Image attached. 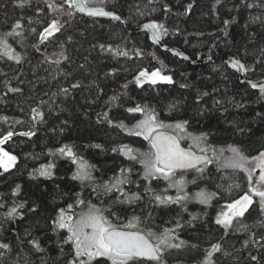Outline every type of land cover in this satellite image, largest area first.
Wrapping results in <instances>:
<instances>
[{
	"label": "trees",
	"instance_id": "obj_1",
	"mask_svg": "<svg viewBox=\"0 0 264 264\" xmlns=\"http://www.w3.org/2000/svg\"><path fill=\"white\" fill-rule=\"evenodd\" d=\"M89 6L103 7L121 19L81 15L65 0H0V38L7 41L11 55L20 57L19 62L9 59L0 45V117H8L6 123L0 120V136L15 133L3 147L17 156L16 166L0 175V243L10 245V250L0 249V264H68V233L54 221L60 209L72 216L86 210L76 203L77 194L110 210L113 215L104 214L115 223L125 224L135 215L141 217L142 230L175 229L179 239L174 243L184 244L166 251L167 264H202L209 252L213 264H264V211L258 197L228 229L216 224L225 206L248 189L245 172L220 166L232 156L228 149L236 147L249 159L264 151V94L242 83L227 63L230 58L242 63L248 81L264 80V0H96ZM53 20L60 21V31L42 40L41 33ZM17 22L20 28H15ZM152 22L168 30L162 46L178 50L189 62L139 30ZM210 58L212 62L202 63ZM157 69L173 83H135L140 71ZM114 96L119 99L112 101ZM137 104L154 109L165 124L187 121L189 133H206L210 156L212 149L217 155L223 150L219 164L212 157L203 174L177 173L176 179L182 175L188 184L189 200L183 207L158 206L145 187L173 197L177 192L163 179L145 181L138 160L112 151L124 145L134 154L150 150L147 141L127 131L144 118L127 112ZM32 109L43 113L42 121L32 119ZM105 112L112 124L103 119ZM121 122L126 129L117 126ZM27 131L36 134L19 135ZM182 141L187 147L192 143ZM64 145L93 166V182L73 180L77 165L49 154ZM48 163L56 165L53 176H39L36 170ZM122 168L131 169L132 182L124 191L143 197L131 205L114 203L117 192H93ZM17 185L20 190L14 195ZM201 190L215 193L209 204L195 199ZM21 203L18 215H6ZM177 220L182 227H176ZM31 241L38 242L40 250ZM213 245H219V251Z\"/></svg>",
	"mask_w": 264,
	"mask_h": 264
},
{
	"label": "snow or ice",
	"instance_id": "obj_2",
	"mask_svg": "<svg viewBox=\"0 0 264 264\" xmlns=\"http://www.w3.org/2000/svg\"><path fill=\"white\" fill-rule=\"evenodd\" d=\"M65 2L68 4L69 9H75L89 16L111 17L114 20L121 19L119 15H116L112 11H105L103 7H90L89 5L95 3L96 0H65ZM99 2L103 3L104 0H99ZM188 7L191 8V5ZM248 7H252V5H248ZM67 14L71 16L72 12L69 11ZM227 23L225 21L226 25ZM20 27V23L17 22L15 28ZM61 27L62 25L59 20H53L41 33L42 40H46L49 36L59 32ZM143 27L152 31L154 42H159L161 37L166 35L168 31L162 23L158 24L156 22L145 24ZM13 34L14 32L7 35ZM0 45H3L5 48V54L9 56V59H15L19 62L20 57L13 56L8 51L10 46L5 39L0 38ZM103 47L101 45V48ZM117 54L128 55L127 52H118ZM184 58L187 59V57ZM235 65H239V70L244 69V65L240 64L239 61L234 62ZM145 81L151 85H155L158 82L173 83L172 77L163 75L159 69L151 73L146 70L140 71L139 75L135 77V83L138 86H143ZM72 87L76 88L79 85L73 84ZM125 87L127 86L125 85ZM252 87L256 88L257 85L253 84ZM9 91L19 92L21 90L19 88H9ZM63 91L67 93L68 89H63ZM260 92L264 94V85L260 86ZM110 99L116 101L119 98L114 96ZM169 107L171 109L174 105H170ZM32 112L35 113L32 117L34 121L38 117L41 121L43 120L42 112L37 111V109H32ZM127 112L141 113L143 115L144 118L139 120L132 129H127V131L129 135L143 137L145 141H148L150 150L146 153L137 152L134 154L132 148L124 145L120 149L113 148L112 151H119L132 161L138 160L143 166V179L145 181L163 179L168 182V188L176 189L177 195L173 197L156 193L151 188L145 187V193L152 192V200L158 206L179 204L183 207L189 200V197L184 192L186 181L182 175L180 179H176L177 170H195L203 174L205 168L200 167V165L206 166L213 163L212 157H215L216 162L219 164L223 150L217 155L216 150L212 149V156H209L206 133L200 135L189 133L187 121L165 124L158 118L155 110L148 108L147 105L141 106L137 104L134 107H129ZM103 119L112 124L108 113L105 112L103 114ZM0 120L6 123L8 117H0ZM17 123H20V121H17ZM117 126L122 129L127 128L123 122ZM14 134L10 130L0 136V170H2L0 171V175L9 172L17 164V156L3 147V145L12 139ZM35 134L34 131L19 133V135L26 137H32ZM184 139L192 141L188 148L181 146V140ZM94 147L100 148L101 146L95 145ZM193 147L197 148L200 154L194 152L192 150ZM228 150L232 153V156L225 158L220 166L245 172L247 174L248 189L238 199L227 205L228 212L221 213V217L217 218L216 224L221 225L224 229L231 227L235 218L244 217L245 213L249 211V208L255 202L254 197L259 198L260 209L264 211V152H260L258 156L249 159L236 147H230ZM49 154L70 158L71 162L77 165V169L72 176L73 180L80 181L82 184L94 181V177L92 176L93 166L88 165L84 162L83 158L78 157L73 147L64 145L54 152L49 150ZM55 167L54 163H48L41 165L36 172H38L39 176L51 178ZM256 169L259 170V175L258 178L254 179ZM130 172L131 169L122 168L120 175L103 185L93 187V192H96L97 188L102 189L105 195L117 192L119 195L116 197L114 203L119 204L126 203L131 205L140 201L143 198L141 194L135 192L129 194L124 191L123 186L132 182L128 175ZM19 190L20 186L17 185L13 194L15 195ZM166 191L167 189H165ZM214 196L215 193L201 190L195 194V199L201 204H209ZM76 203L86 207V211H81L76 216H72L66 214L65 209H60L54 221L57 228L64 229L68 233L64 241L72 246V259L68 264H94V262L95 264H104L105 261L110 262V264H167V260L165 259L166 251L173 248L179 249L184 244L183 240H180L179 243H174V241L179 239L175 234V229H164L159 233L153 231L151 228H148L147 231L142 230L140 228V224L142 223L141 217L135 215L125 224L115 223L104 214L105 211H109V215H113L110 210L102 209L95 204L86 202L80 198V194H77ZM67 207L68 210H71L73 205L69 204ZM18 208H24V204L21 203L12 207L6 215L10 218L18 215ZM32 211H35V209H32ZM193 218L195 219V217ZM119 219L117 216L116 220ZM176 227H182L178 220ZM31 243H33L37 250H40L38 242L31 241ZM212 247L215 251H219V245H213ZM0 249L10 250V245L0 243ZM211 255L212 253L209 252L207 257L202 261V264H213L210 259ZM252 259L255 260L256 257L253 256Z\"/></svg>",
	"mask_w": 264,
	"mask_h": 264
},
{
	"label": "water",
	"instance_id": "obj_3",
	"mask_svg": "<svg viewBox=\"0 0 264 264\" xmlns=\"http://www.w3.org/2000/svg\"><path fill=\"white\" fill-rule=\"evenodd\" d=\"M104 10H105V11H108V10H106L105 8H104ZM75 11L78 12L79 14H81V15L89 16V15H87L86 13L79 12V11H77V10H75ZM116 15H117V14H116ZM90 17H93V16H90ZM95 18H97V17H95ZM99 18H108V19H112L111 17H103V16H99ZM144 25H145V24H144ZM144 25H143V26H144ZM143 26H141V27L139 28V30H140V31H148V33H149V35H150V37H151L152 42H153L154 44H156V45H161V46H162L161 39L159 40V42H154L153 39H152V31L149 30V29H145ZM162 49H163V50H169L171 53H173V54H175V55H179L182 59H184V60L187 61V62L190 61L189 58H188L186 55L180 53V52H179L178 50H176V49H168V48H167L166 46H164V45L162 46ZM184 57H187V59H185ZM212 61H213V59L210 58V59H207L206 61H204V62H202V63H209V62H212ZM236 61H237V60H235L234 58H230V59L227 60V63L232 67V69H233L235 72H237V73L239 74L242 83L248 84L251 88H253L252 85L255 84V85H257V87H256V88H253V89H256V90L260 89V86H261V85H264V80L261 81V82H252V81H248V80L245 78V68H244L243 70H239V65H235V66H234V62H236ZM239 63H240V62H239ZM196 64H199V62H196L195 65H196ZM240 64H242V63H240ZM181 146H182V147H185V146L183 145L182 141H181ZM185 148H188V147H185ZM192 150H193L194 152H196L194 149H192ZM263 152H264V151H263ZM197 154H200V153L197 152ZM209 156H210V155H209ZM202 166H203V165H200V167H202ZM178 171H183V170H177V172H178ZM186 171H191V170H186Z\"/></svg>",
	"mask_w": 264,
	"mask_h": 264
},
{
	"label": "rangeland",
	"instance_id": "obj_4",
	"mask_svg": "<svg viewBox=\"0 0 264 264\" xmlns=\"http://www.w3.org/2000/svg\"><path fill=\"white\" fill-rule=\"evenodd\" d=\"M177 175H178V174H177ZM258 175H259V170L256 169V171H255V173H254V179L258 178ZM179 179H180V178H179ZM183 179L186 181V185H185L184 192L187 194V193H188L187 179H186L185 177H183ZM172 189H174V190L176 191L175 188H172ZM176 192H177V191H176ZM188 197H189V196H188ZM227 205H228V204H227ZM227 205L225 206L224 211H223L222 213H224V212H228V211H229L228 208H227ZM82 211H86V210H82ZM80 212H81V211H79L78 214H79ZM220 217H221V214H220Z\"/></svg>",
	"mask_w": 264,
	"mask_h": 264
},
{
	"label": "flooded vegetation",
	"instance_id": "obj_5",
	"mask_svg": "<svg viewBox=\"0 0 264 264\" xmlns=\"http://www.w3.org/2000/svg\"><path fill=\"white\" fill-rule=\"evenodd\" d=\"M138 138H140V139L144 140V139H143V137H138Z\"/></svg>",
	"mask_w": 264,
	"mask_h": 264
},
{
	"label": "bare ground",
	"instance_id": "obj_6",
	"mask_svg": "<svg viewBox=\"0 0 264 264\" xmlns=\"http://www.w3.org/2000/svg\"><path fill=\"white\" fill-rule=\"evenodd\" d=\"M143 189V188H142Z\"/></svg>",
	"mask_w": 264,
	"mask_h": 264
}]
</instances>
